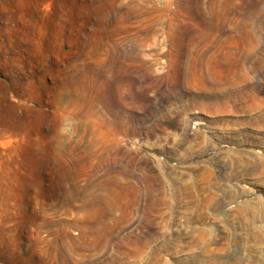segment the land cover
<instances>
[{
	"label": "rangeland",
	"instance_id": "rangeland-1",
	"mask_svg": "<svg viewBox=\"0 0 264 264\" xmlns=\"http://www.w3.org/2000/svg\"><path fill=\"white\" fill-rule=\"evenodd\" d=\"M0 264H264V0H0Z\"/></svg>",
	"mask_w": 264,
	"mask_h": 264
},
{
	"label": "bare ground",
	"instance_id": "bare-ground-1",
	"mask_svg": "<svg viewBox=\"0 0 264 264\" xmlns=\"http://www.w3.org/2000/svg\"><path fill=\"white\" fill-rule=\"evenodd\" d=\"M102 235H103V233H102L101 236H100L99 238H97V240H96V244H97L98 246H100V245L104 244L105 242H107V239H105ZM135 254H136V253H135Z\"/></svg>",
	"mask_w": 264,
	"mask_h": 264
}]
</instances>
